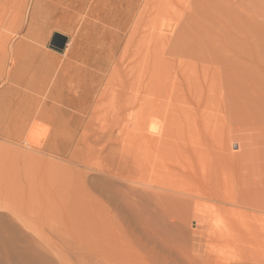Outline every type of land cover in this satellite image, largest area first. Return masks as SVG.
<instances>
[{
	"label": "rangeland",
	"instance_id": "rangeland-1",
	"mask_svg": "<svg viewBox=\"0 0 264 264\" xmlns=\"http://www.w3.org/2000/svg\"><path fill=\"white\" fill-rule=\"evenodd\" d=\"M37 1V36L41 23L82 56L77 107L48 110L71 141H47L37 110L0 139V264H181L200 230L199 264H264V0H130L117 39L103 17L117 0Z\"/></svg>",
	"mask_w": 264,
	"mask_h": 264
},
{
	"label": "crops",
	"instance_id": "crops-1",
	"mask_svg": "<svg viewBox=\"0 0 264 264\" xmlns=\"http://www.w3.org/2000/svg\"><path fill=\"white\" fill-rule=\"evenodd\" d=\"M39 29L37 39L32 43L31 52L22 53V55L16 54L17 58H15L16 62L13 68L16 69V65H18L17 68L19 69L16 70L19 72H16L15 69H13V72H10V67L13 64L9 57V54L12 56V53L9 50L7 80L5 79V81L0 76L4 80H1L2 83H0V139H21L31 126L33 111L37 110L35 115L50 126L47 141H71V123H54L48 117V110H63L77 107V105H72L70 93L72 92V78L73 76H77V72L81 69L79 62L82 61V56L79 53L65 52L68 49L66 47L62 52L50 48L49 41L53 31L48 32L41 23L39 24ZM19 39H23L24 41L20 43ZM25 42V36H20V38L13 42V45L15 44L14 47L17 46V49L18 46L23 45L21 48L24 50L26 49ZM74 72L75 74H73ZM17 73L21 74L20 79L16 76ZM9 76H11V79ZM46 76L49 77L48 80ZM9 80H14V82ZM12 83H19L20 86H13ZM27 94V97H30L32 101L27 100V97H25ZM43 94H45L44 98L46 99L42 98ZM52 94L57 95L52 96ZM28 103L32 106V115L29 119L22 121L17 116L23 107L28 106Z\"/></svg>",
	"mask_w": 264,
	"mask_h": 264
},
{
	"label": "bare ground",
	"instance_id": "bare-ground-1",
	"mask_svg": "<svg viewBox=\"0 0 264 264\" xmlns=\"http://www.w3.org/2000/svg\"><path fill=\"white\" fill-rule=\"evenodd\" d=\"M29 0H0V26L3 28V30L5 31V29L8 31V35H7V39L10 41L11 40V45H10V48H8L9 46H7V49H10V51H11V53H12V56H11V54H9V52H8V54L10 55H7V56H9L10 58H11V60H12V66L10 67L11 69H10V72H13V69H15V68H13V66H14V64H15V58H17L16 57V54H19V55H22V53H26V51H28V50H31L32 49V43L34 42V40H36L37 39V34H36V12H37V0H30L29 1V10H30V17H29V25H28V32H27V34L25 35V37L29 40L28 42H25V47H26V49H24L23 50V48H21L22 46H18V49H17V46H15L14 47V45H13V42H14V40H16L17 38H19V35L21 34L20 32H21V29H22V26H23V9L25 8V6H26V4H28L27 2H28ZM86 0H83V2H85ZM120 1V0H119ZM118 0L117 1H115V3H116V5L113 7V8H126V10L123 12V13H121V12H119V9H118V11H117V13L116 14H113L112 16H103L104 18H107V21H110L112 24H114L115 25V29H108V32L110 33V34H112V35H114V38H119L120 36H122L121 34L122 33H120V30L121 29H126L127 27H129L128 26V24H129V21H130V17L132 16V11H133V8L135 7L134 5H133V2L132 1H128L127 2V4H126V6L125 7H121L119 4H118V2H119ZM123 1V0H122ZM88 8H102V6L100 5V0H89V7ZM94 10H96V9H94ZM99 11V10H98ZM85 12V11H84ZM94 12V11H93ZM112 14V13H111ZM101 13H99V14H97V19L99 18V17H101ZM90 18V17H89ZM104 18H102L103 20H102V22L99 20H88V24L89 25H91V26H93V27H98V28H103V30H106L104 27H103V24H104V22H107V21H105V19ZM132 20H133V18H132ZM135 20V19H134ZM81 21V20H80ZM104 21V22H103ZM143 24H144V19H143ZM58 23V22H57ZM80 23V22H79ZM132 23H134V21L132 22L131 21V24ZM60 24V23H59ZM72 24H73V22H72ZM71 24V25H72ZM78 24V23H77ZM142 24V23H141ZM57 25V24H56ZM83 25V24H82ZM134 25H135V23L133 24V25H131L130 26V28H134ZM61 26V25H60ZM86 27V26H85ZM89 27V26H88ZM142 27V26H141ZM5 28V29H4ZM72 28V27H71ZM143 28V27H142ZM1 29V28H0ZM92 29V28H91ZM66 30V29H65ZM128 30V28L126 29V31ZM2 32V31H1ZM103 32V31H102ZM2 34V33H1ZM4 35H6V34H4ZM101 35H104L103 33L101 34ZM92 36V35H91ZM6 37V36H5ZM2 39V38H1ZM3 39H4V37H3ZM26 39V40H27ZM111 39V38H110ZM4 40H6V38L4 39ZM7 40V41H8ZM20 40V43H22L24 40L23 39H19ZM114 39H112V41H113ZM18 41V40H17ZM1 42H2V40H1ZM5 42V41H4ZM101 42V41H100ZM17 43V42H16ZM19 43V44H20ZM70 43H71V40L69 39L68 41H67V43H66V48H69V46H70ZM113 43H114V41H113ZM113 43H112V45H111V47L113 46ZM116 43V42H115ZM1 44V43H0ZM6 44V43H5ZM8 44H9V42H8ZM111 44V43H110ZM2 45V44H1ZM4 45V44H3ZM2 45V46H3ZM13 45V46H12ZM115 45V44H114ZM1 47V46H0ZM4 47V46H3ZM24 47V48H25ZM109 47V46H108ZM0 50H1V48H0ZM6 49H4V52H7V50L5 51ZM110 50V49H109ZM3 52V53H4ZM23 55H25V54H23ZM20 57V56H19ZM18 57V58H19ZM21 59V58H20ZM19 59V60H20ZM18 61V60H17ZM22 63V62H21ZM19 65H21L20 63H19ZM22 66V65H21ZM20 66V67H21ZM18 67V65H16V69H19V68H17ZM53 68V67H52ZM7 69V68H6ZM15 69V70H16ZM21 69H23V68H21ZM21 69H20V72H21ZM9 70V69H8ZM15 70H14V72H15ZM18 70H16V72H17ZM9 72V73H10ZM19 72V71H18ZM6 72H4V74H5ZM55 73V72H54ZM3 74V75H4ZM46 74V73H45ZM52 74V73H51ZM50 74V76H52ZM2 75V74H1ZM0 75V76H1ZM14 75H16V74H14ZM13 75V76H14ZM47 75V74H46ZM12 76V75H11ZM11 76H9L10 77V79H11ZM17 77H18V79H20L19 77H21V74L19 75L18 73H17V75H16ZM24 76H26V75H24ZM44 76V75H43ZM5 77V76H4ZM22 77H23V75H22ZM6 78V77H5ZM24 78V77H23ZM44 78V77H43ZM52 79H53V77H51ZM46 79L48 80L49 79V77H47L46 76ZM51 79V80H52ZM1 77H0V83H2L1 82ZM7 80V79H6ZM5 80V81H6ZM2 81H4V80H2ZM9 81H11V80H9ZM11 82H14V80L13 81H11ZM48 82V81H47ZM43 83H45V82H43ZM15 84H18L19 85V83H15ZM43 85V84H42ZM10 87H11V85H10ZM192 229V228H191ZM201 232V237H202V235H203V237L205 236V239H204V241L203 242H205V241H210V236L209 235H212V233L210 234V233H208V234H206V232L207 231H205V232H203L202 230H200ZM195 234V233H194ZM184 235V238L183 239H181V243H180V245H179V255H180V258H181V261H182V263L181 264H199V262H204V263H211L212 262V259H211V257H210V255H208V254H206V253H204V254H201L202 252H203V244H202V242H199V241H201V240H203V237H202V239L200 238V240L199 241H196V243L195 242H192L191 243V245L190 244H188L187 243V241L188 240H186L185 239V237H186V235L185 234H183ZM213 236V235H212ZM196 240V239H195ZM202 248V252H199L200 251V249ZM199 252V253H198ZM201 254V255H200ZM214 259V258H213Z\"/></svg>",
	"mask_w": 264,
	"mask_h": 264
},
{
	"label": "water",
	"instance_id": "water-1",
	"mask_svg": "<svg viewBox=\"0 0 264 264\" xmlns=\"http://www.w3.org/2000/svg\"><path fill=\"white\" fill-rule=\"evenodd\" d=\"M67 40H68L67 36L59 32H54L49 41V47L56 51L62 52L63 49L65 48Z\"/></svg>",
	"mask_w": 264,
	"mask_h": 264
}]
</instances>
